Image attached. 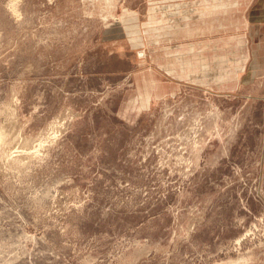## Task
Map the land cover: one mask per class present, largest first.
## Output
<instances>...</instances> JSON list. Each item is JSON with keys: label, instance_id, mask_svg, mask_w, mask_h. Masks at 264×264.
Returning a JSON list of instances; mask_svg holds the SVG:
<instances>
[{"label": "rangeland", "instance_id": "obj_1", "mask_svg": "<svg viewBox=\"0 0 264 264\" xmlns=\"http://www.w3.org/2000/svg\"><path fill=\"white\" fill-rule=\"evenodd\" d=\"M0 264H264V0H0Z\"/></svg>", "mask_w": 264, "mask_h": 264}, {"label": "bare ground", "instance_id": "obj_2", "mask_svg": "<svg viewBox=\"0 0 264 264\" xmlns=\"http://www.w3.org/2000/svg\"><path fill=\"white\" fill-rule=\"evenodd\" d=\"M189 7V6H188ZM197 11H199V9H197ZM197 11L195 12V11H193V10H190V11H188L190 14L191 13H197ZM179 13H181V12H179ZM182 15V14H181ZM159 90V89H158Z\"/></svg>", "mask_w": 264, "mask_h": 264}]
</instances>
